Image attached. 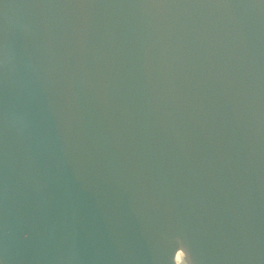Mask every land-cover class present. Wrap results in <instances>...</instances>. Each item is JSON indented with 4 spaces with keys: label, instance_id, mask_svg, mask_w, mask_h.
I'll return each instance as SVG.
<instances>
[{
    "label": "water",
    "instance_id": "water-1",
    "mask_svg": "<svg viewBox=\"0 0 264 264\" xmlns=\"http://www.w3.org/2000/svg\"><path fill=\"white\" fill-rule=\"evenodd\" d=\"M0 264H264V0H0Z\"/></svg>",
    "mask_w": 264,
    "mask_h": 264
}]
</instances>
